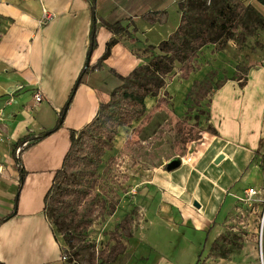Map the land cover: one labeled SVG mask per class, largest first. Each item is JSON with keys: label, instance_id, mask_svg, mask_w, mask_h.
<instances>
[{"label": "crops", "instance_id": "obj_1", "mask_svg": "<svg viewBox=\"0 0 264 264\" xmlns=\"http://www.w3.org/2000/svg\"><path fill=\"white\" fill-rule=\"evenodd\" d=\"M185 1L173 0L178 4ZM233 1L257 8L264 18L263 1ZM147 2L153 0L0 2V264H63L64 246L47 217L44 198L69 148L71 130L90 123L101 104L123 83L122 77L130 76L142 64L136 32L146 36L156 19L133 9L152 8ZM155 3L157 11H162L163 26L169 0ZM43 7L54 14L45 23L41 22ZM136 16L140 20H134ZM106 21L119 22L124 29L116 32ZM93 29L97 46L89 54ZM162 31L161 35L167 32ZM261 62L216 87L210 108L215 131L205 132L198 148L193 150L190 144L186 154L196 159L186 162L180 157L177 168L153 174L150 194H141L144 204L149 199L156 203L155 209L145 210L148 227L157 220L172 229L185 224L184 218L197 231L214 225L218 201L229 194V185L235 180L231 174L241 171L237 165L254 164L264 172V57ZM86 67L88 71L78 82ZM37 89L45 96L40 103L34 97ZM160 103L170 110L169 118L177 114ZM136 132L140 137V130ZM26 137L29 144L18 157L16 147ZM220 155L223 158L216 163ZM228 161L233 163L229 170L223 168ZM186 163L189 168L178 172ZM157 186L162 192L156 193ZM252 186H245L244 193ZM240 208L236 206L225 226L240 218ZM148 243L151 255L146 264H173L158 244Z\"/></svg>", "mask_w": 264, "mask_h": 264}, {"label": "rangeland", "instance_id": "obj_2", "mask_svg": "<svg viewBox=\"0 0 264 264\" xmlns=\"http://www.w3.org/2000/svg\"><path fill=\"white\" fill-rule=\"evenodd\" d=\"M146 5L153 7L133 9L140 15L156 19V23L152 22V32L148 31L146 36L136 32L135 42L140 46L138 53L143 59L140 77H144L145 66L152 62L162 60L170 66L160 70L158 76L162 83L147 95L146 106L149 112L153 106L164 102L174 109L180 122H173L166 111L155 113L150 124L140 130L137 145L128 144L127 139L139 130L142 120L133 126L120 127L113 148L102 156L99 166L96 168L87 161L82 171L73 176V181L80 184V197L74 212H65L57 220L50 219L56 237L77 264H146L151 255L146 247L150 240L161 247L173 264H263L258 230L260 211L251 213L239 201L246 196L245 186L264 188L261 168L254 164L237 165L242 167L241 171L231 174L235 180L229 185V194L218 201L213 217L215 224L201 226L200 231L192 227L188 218H184V226L175 225L172 229L157 220L148 227L145 210L155 209L156 203L152 204L149 199L144 204L141 194H150L148 185L153 174L167 169L162 163L180 157H185L186 162L196 159L186 154L190 144L193 150L198 148L200 138L186 141L181 154L175 150V143L182 141L177 124L188 122L198 126L203 131L201 138L205 132L215 131L210 121L212 94L227 79L242 76L250 65L262 63L264 18L253 6L234 17L236 4L233 0H186L179 4L169 0L165 23L163 21L161 26L162 11H157L155 0ZM99 6L102 10L101 4ZM137 17L134 20H140ZM231 19V25L222 31L220 26ZM162 29L167 30L166 34L161 35ZM183 37L186 38L183 49L188 41L197 46L188 59L185 50L179 54L173 51ZM97 156L94 149L91 158L95 160ZM190 157L193 159L188 161ZM187 164L178 172H185L189 168ZM223 164V168L229 170L233 163ZM181 191L179 188L178 192ZM160 192L157 186L156 193ZM236 206L244 209L245 217L225 226ZM201 222L203 225L202 219Z\"/></svg>", "mask_w": 264, "mask_h": 264}, {"label": "trees", "instance_id": "obj_3", "mask_svg": "<svg viewBox=\"0 0 264 264\" xmlns=\"http://www.w3.org/2000/svg\"><path fill=\"white\" fill-rule=\"evenodd\" d=\"M261 1L264 2V0ZM243 9H245L243 4H236V8L233 12L234 17ZM232 21L231 19L225 22L220 26V29L222 31L225 30L231 25ZM263 21L264 19H262V23ZM106 24L116 32H121L124 29L119 22L111 23L106 21ZM193 29L197 30L196 27H193ZM230 37L231 34L228 35V38ZM184 40H186L185 37L180 39L174 46L173 51L179 54V52L185 50L188 59L189 56L191 58L195 53L197 46L188 41L186 43V48L183 49L182 43H184ZM212 40H214V38H212ZM96 46V32L95 29H93L91 32L89 54ZM107 54H109V49ZM169 67L170 66L164 64L162 60L152 62L145 66L144 77L142 79L140 77L141 66L137 67L130 76L122 77L123 83L111 93L110 100L101 104L98 113L90 123L82 129L71 130L69 148L64 156L61 167L56 170L52 185L44 198L45 210L49 220H57L65 212H74L78 204L81 190L79 188L80 184L73 181V176L77 174V172L82 171L87 161L97 168L102 162V156L107 150L113 148V142L118 134L119 128L122 126H132L134 122L140 120L146 114L147 106L145 99L149 93L155 90V87L161 85L162 79L158 76L161 73L160 70L169 69ZM88 68L89 67L83 69L78 82L81 81L82 76L88 71ZM150 73L151 76H149ZM132 76L134 77L133 80L130 79ZM106 110H108V112H106ZM159 111H166V113L170 115L169 109L162 107V105H157L143 118L139 125V130H144L150 124L154 114ZM171 120L178 123L180 122V117L174 114ZM177 127L182 141H177L175 143V150L177 153L181 154L185 150L186 141L201 138L203 131L198 126L188 122L177 124ZM187 133L190 136H186ZM40 137L41 136L31 139L37 140ZM140 138L138 133L135 132L128 137L127 143L130 145H137L140 142ZM25 140L30 141V138L26 137L23 141ZM94 149L98 152V156L95 160L91 158ZM257 153L259 154V150H257ZM94 175L95 174H92L91 176L94 177ZM70 260L77 264L71 257Z\"/></svg>", "mask_w": 264, "mask_h": 264}, {"label": "built area", "instance_id": "obj_4", "mask_svg": "<svg viewBox=\"0 0 264 264\" xmlns=\"http://www.w3.org/2000/svg\"><path fill=\"white\" fill-rule=\"evenodd\" d=\"M2 0H0L1 2ZM42 1V0H41ZM43 18L41 20L42 23H45L46 21L52 19L54 17V14L48 11L46 7H43ZM34 97L37 103H40L44 100L45 96L42 90L37 89L34 93ZM29 144V140L23 141L20 145L16 147V155L19 157L22 152L24 147H26ZM3 172V168L0 167V175ZM242 204L246 205L247 208H249L251 213H256L258 210L260 211V216H259V226L258 230H260V241H261V249H262V254H261V261L264 264V255H263V240H264V188H256L254 186L249 187L246 189V196L244 198L239 199ZM260 205V206H258ZM243 208L239 209V216L245 217L244 214V209ZM62 261L63 264H74L73 261L70 260L69 255L64 252L62 255Z\"/></svg>", "mask_w": 264, "mask_h": 264}, {"label": "water", "instance_id": "obj_5", "mask_svg": "<svg viewBox=\"0 0 264 264\" xmlns=\"http://www.w3.org/2000/svg\"><path fill=\"white\" fill-rule=\"evenodd\" d=\"M90 62V60H88V63ZM223 158V156L222 155H220L217 159H216V163H218L221 159ZM181 165V159L180 158H175V159H173V160H171V161H169L168 162V164H167V169L168 170H172V169H175V168H177L178 166H180ZM196 207H200V205L197 203V201H196V203L194 204Z\"/></svg>", "mask_w": 264, "mask_h": 264}]
</instances>
